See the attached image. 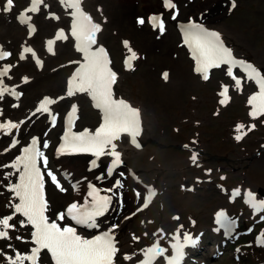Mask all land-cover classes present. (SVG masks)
Returning a JSON list of instances; mask_svg holds the SVG:
<instances>
[{"label": "rangeland", "instance_id": "1", "mask_svg": "<svg viewBox=\"0 0 264 264\" xmlns=\"http://www.w3.org/2000/svg\"><path fill=\"white\" fill-rule=\"evenodd\" d=\"M173 2L177 5L176 19H172L174 9L163 10L160 7L161 0L97 2L105 27L101 41L106 44L113 71L119 74L117 91L141 106L144 112L142 140L145 144L141 150L122 153L123 161L119 169L127 175V180L123 182V187L114 191V202L98 223L106 229L113 224L118 225L114 229L119 249L116 264H137L142 256L140 250L155 241L167 248V240L178 228L181 233L192 232L193 237L198 238L188 249L189 255L184 264H198L199 261L206 264H264V245L256 240V236L264 230V219H261L264 210L253 214L251 207L245 203L244 195L250 191L257 200L264 199V115L253 119L249 115L251 106L248 104L250 95L259 89L255 82L234 70L233 75L241 80L238 90L225 67L211 70L209 78L204 80L201 73L194 71L193 60L181 45L174 26L176 21L186 20L191 15L204 17L208 26L219 29L228 39L235 57L252 62L264 74V0H235V8L231 7V0H216L208 8L201 6L199 15H196L194 7L203 0ZM46 3L48 8L32 13L37 33L31 41L38 45V59L42 62L38 66L35 58L28 55L20 59L18 54L23 46L20 39L28 28L16 21L15 14L27 7V0H13L12 8L7 12L3 10L6 0H0V47L11 53L7 59L0 60V66L4 61L12 65L17 62L5 77L4 84L18 83L14 90L21 93L19 97L3 95L0 113L5 109L8 113L2 114V119L22 118L24 121L16 134L18 143L10 154L3 151L12 148H8L11 135L0 138V165L10 164L20 147L28 142L30 136L36 135L48 160L47 169L42 163L41 166L44 192L49 196L47 215L54 219L55 213L63 209L74 191L73 182L65 175L69 173L68 177L81 179L82 183L97 174L105 178L104 169L108 160L89 170L85 157H69L66 165H60L53 155L61 129V117L71 103L80 104L79 127L98 123V112L92 109L90 100L84 95L64 98L50 105L51 113L56 116L54 124L49 113H28L46 95L52 99L63 96L72 67L70 60L80 54L72 39H67L64 44L54 43L53 52L47 51L44 42L54 39L52 32L56 28L54 18L49 17L47 12L56 10L59 14L60 2L48 0ZM157 11L162 12L166 29L163 34L158 27L148 26L150 24L146 19L148 13ZM141 17L146 21L142 25L137 22ZM66 23L63 21L64 25ZM124 41L131 44V49L137 53L132 69L123 67L128 53ZM164 72L168 73L167 80L163 78ZM24 77L29 78L27 82H24ZM222 85L228 86L227 95L230 97L225 104L220 103L223 99L219 95ZM237 123L245 125L243 131H247L250 125L255 127L237 141L234 138L238 134L235 130ZM44 141L48 142L47 148L43 147ZM193 151L199 154L200 161L196 164L190 159ZM80 160L82 167H78L76 172L71 170L70 163ZM47 170L57 176L66 191L61 192L52 183ZM6 174L5 167H0V216L9 215L3 214L11 209L6 205L11 198V201L15 200L7 190V185L14 183L15 179L12 176L6 178ZM104 182L113 185L111 180ZM128 182L131 184L127 185ZM143 183L156 187L159 195L149 208L137 211L141 203L137 193L145 191ZM204 183L206 185L200 188ZM135 184L138 189H133ZM237 188L241 190L240 195L231 198L232 190ZM221 209L229 217H234L237 223L236 234L230 239H224L215 227L216 213ZM178 216L179 219H174ZM19 221L16 220L17 224ZM11 231L10 239H0V261L5 264L4 253L14 257L16 251L29 252L32 245L28 225L23 228L16 225ZM17 236L23 239L17 240ZM133 236L140 239L133 240ZM8 244L12 248H8ZM197 244L200 248L195 250ZM213 252H216L214 256ZM125 255L132 256V259H124ZM45 258L43 264H46Z\"/></svg>", "mask_w": 264, "mask_h": 264}, {"label": "snow or ice", "instance_id": "2", "mask_svg": "<svg viewBox=\"0 0 264 264\" xmlns=\"http://www.w3.org/2000/svg\"><path fill=\"white\" fill-rule=\"evenodd\" d=\"M59 2L66 9L72 10L69 13L72 17L71 35L76 40L75 47L77 51L83 56V62H74L79 63V67L68 79L66 96H73L77 92L87 93L92 98L94 107L101 111L102 120L94 132L88 129L81 132H71L70 127L77 112V106L72 105L66 118L68 129L62 137V144L57 152H91L97 159L105 155L111 156L113 160L108 168V173L111 175L113 168L121 163V153L116 150L117 145L114 143V141L121 138V134H128L131 137V143L136 147H140L137 142V137L141 132L139 109L122 98H114L112 86L117 81V73L110 67L111 61L106 49L97 45V33L101 31V25L94 22L93 18L83 9V0H59ZM42 4L47 7L45 0H30V7L21 11L17 17L21 23L28 24L29 34L35 32L36 29L34 25L29 23L32 17L25 15V13L39 11V6ZM163 5L168 9H176L177 7L173 0H163ZM12 6L13 0H6L3 10L5 12L10 11ZM231 7H236L235 0H231ZM51 15L52 18L59 19L54 13ZM176 15L177 13L174 12L172 19H176ZM137 22L142 25L145 20L141 17L138 18ZM148 22L153 28L158 27L161 34L165 32V24L161 15L148 17ZM182 30L184 43L188 45L195 61L194 71L201 73L202 78L207 80L209 69L226 65L227 75L232 77L235 81V87L239 90L241 80L233 75V68L239 67L248 79L257 84L259 89L256 93L250 95L248 99V104L251 106L249 115L253 119L264 115V74L261 73L260 69L250 62L235 58L232 50L225 46L219 32L211 31L203 24L192 21L184 25ZM67 38L63 29L58 30L54 39L47 40V51L52 53L54 43ZM124 46L131 53V56L125 59V67L126 69H132L131 61L137 59V53L131 49L127 41H124ZM24 53H31L33 58L36 57V53L31 47H23L20 59H25ZM10 55L11 53L0 48V59ZM36 64L40 66L42 62L37 58ZM11 67V65H6L0 70V77L6 76ZM163 78L167 80V72L163 73ZM28 79V77L23 78L24 82H27ZM221 87L222 91L219 95L223 99L220 100V103L225 104L230 99L227 95L228 86L222 85ZM6 92L16 97L21 95L14 89L4 86L3 80L0 79V99L3 98ZM64 98L63 96L56 99L44 97L36 108V112L49 113L54 124L56 116L51 113L49 105H53ZM13 107H16V105H13ZM23 123V120L19 122L9 120L0 123V134H6L13 129H17ZM254 127V124L250 125L247 127V131H243L245 125L237 123L235 130L238 134L234 138L237 141L242 140ZM16 143L18 141L13 140L10 147H14ZM37 143L38 139L32 137L31 143L22 149L21 155L16 156L8 165H0V167H11L19 173L18 181L7 185V190L12 193L14 199L18 200V203L10 201L7 206H10L13 211L9 215L0 216V239L7 240L11 238L9 230L14 229L16 225L10 222L19 214L24 218L19 221L20 227L31 226V242L35 245L27 253L16 251L14 257L4 253L7 264H25V261L29 264H43V250H47V253L50 254L52 264H114V258L119 251L114 238V229L118 227L117 224H113L107 231H103L100 235L89 239L79 235L72 224L64 223V221L70 219L78 225L96 227V218L103 216L108 211L112 197L101 195L99 189L89 184L87 198L83 204L75 202L68 204L64 211L55 213L54 219L50 218L46 214L50 206L45 197L44 176L40 166H38L39 160L47 169L48 160L37 147ZM43 147H48L47 141H44ZM5 151H8V149H5ZM198 155V152L193 151L190 157L193 164L197 163ZM92 164L95 166L96 160H93ZM11 175L12 173H7L6 178ZM47 176L61 192L66 191L51 170H47ZM114 186L122 187L121 181L117 180ZM73 188H76V186L73 185ZM106 191L111 192L112 189L109 188ZM240 192L239 188L233 189L231 198L239 196ZM155 195L156 192L151 187L148 188L146 196L137 193V196L144 201L143 208L148 207ZM244 195L245 203L253 209L254 214L264 210V199L257 200L250 191H246ZM140 210V208L137 209V211ZM174 219L179 218L174 217ZM261 219H264V216H261ZM216 222L230 229L235 225V218L229 217L221 209L216 213ZM180 230L177 229L178 234ZM160 231L162 232V230ZM15 238L17 240L23 239L21 236ZM132 239L139 240L140 238L133 236ZM173 239L176 242L170 246L172 251L170 256H166L167 249L162 247L159 241H155L140 250L143 259H140L137 264H159L160 258H163L164 264H181V260L185 255V246L194 245L198 238H193L189 233H183L182 241L180 235H174ZM257 243L264 245V230L257 237ZM7 247L12 248V245L8 244ZM124 259L131 260L132 256L125 255Z\"/></svg>", "mask_w": 264, "mask_h": 264}, {"label": "bare ground", "instance_id": "3", "mask_svg": "<svg viewBox=\"0 0 264 264\" xmlns=\"http://www.w3.org/2000/svg\"><path fill=\"white\" fill-rule=\"evenodd\" d=\"M98 1H100V0H94L93 2H92V4H97V2ZM214 1H216V0H203V3H200V4H197L195 7H194V10L196 11V14L197 13H199V11H201L200 10V7L202 6V7H204V8H208L210 5H212V3L214 2ZM29 4H30V0H29ZM90 15V14H89ZM91 16V15H90ZM92 17V16H91ZM9 75V73L7 74V76ZM9 78H11V77H9ZM12 83H13V81H12ZM12 83H9L8 85H12ZM113 92H114V90H113ZM20 120H18V122H19ZM0 123H4V122H2V121H0ZM21 125V124H20ZM18 129V128H17ZM17 129H14V130H12L10 133H13V132H15ZM9 133V132H8ZM8 133H6V134H8ZM4 135V134H3ZM124 149H126V148H124ZM117 150L120 152V153H122V151H121V149L119 150L118 149V146H117ZM91 156L93 157V160H97V158H96V156L94 155V154H91ZM55 157H57L59 160H60V163L62 164V165H66L67 164V159H65V158H67V157H65V156H63V155H60V154H58V153H56V155H55ZM102 157H106V155L105 156H101V158ZM81 161L82 160H80L78 163L76 162V161H73V162H71L70 164V169L71 170H73V171H77L78 170V167H82V163H81ZM13 172L14 173H16V170L15 169H13ZM7 173H8V168H7ZM4 174V173H3ZM109 188H111V186H109V185H106L105 187H104V189L105 190H102V192L104 193H108V194H110L111 192H108V191H106L107 189H109ZM74 198H78V196H79V191H77V192H74ZM18 201L17 200H15L14 201V203H17ZM18 216L20 217V218H22V219H24L22 216H20L19 214H18ZM11 230H13V229H11ZM16 232L17 233H19V230H16ZM176 241L175 240H173V241H171L170 242V245L172 244V243H175ZM15 244H16V242H15ZM164 262V261H163ZM162 262V263H163Z\"/></svg>", "mask_w": 264, "mask_h": 264}]
</instances>
